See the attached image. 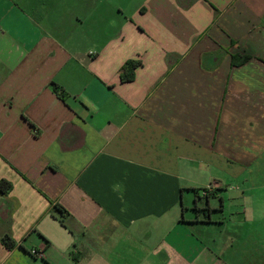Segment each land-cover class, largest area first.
Here are the masks:
<instances>
[{
  "label": "crops",
  "instance_id": "1",
  "mask_svg": "<svg viewBox=\"0 0 264 264\" xmlns=\"http://www.w3.org/2000/svg\"><path fill=\"white\" fill-rule=\"evenodd\" d=\"M1 180L0 264H264V0H0Z\"/></svg>",
  "mask_w": 264,
  "mask_h": 264
},
{
  "label": "trees",
  "instance_id": "2",
  "mask_svg": "<svg viewBox=\"0 0 264 264\" xmlns=\"http://www.w3.org/2000/svg\"><path fill=\"white\" fill-rule=\"evenodd\" d=\"M249 59V57L245 56V57H239L236 58L234 57L232 60V65L233 66H239L244 64L247 60ZM132 79V74L129 75L127 73H124L121 75V80L123 82L125 81H130ZM12 190V185L7 182L6 180H1L0 181V192L3 194H7ZM199 190H196V193H198ZM202 192L206 193V195L203 196V198L208 199L209 197H211L213 192H210L207 189H203ZM199 197H197L198 199ZM56 209L60 210V208L57 206ZM197 209V208H196ZM61 210L63 211V209L61 208ZM61 223L64 224V221L61 220ZM2 243L4 244V246L11 250L15 247V242L11 239V237L9 235H5L4 238L2 239Z\"/></svg>",
  "mask_w": 264,
  "mask_h": 264
},
{
  "label": "built area",
  "instance_id": "3",
  "mask_svg": "<svg viewBox=\"0 0 264 264\" xmlns=\"http://www.w3.org/2000/svg\"><path fill=\"white\" fill-rule=\"evenodd\" d=\"M206 189L209 191V193H210V192H213V187H211V186L208 187V188H206ZM203 194L206 195V193H204V192H203ZM204 195H203V196H204ZM31 255H32L33 257H35V258H42V257H43V253H42V252H39V251H37V250H35V249L31 251Z\"/></svg>",
  "mask_w": 264,
  "mask_h": 264
},
{
  "label": "rangeland",
  "instance_id": "4",
  "mask_svg": "<svg viewBox=\"0 0 264 264\" xmlns=\"http://www.w3.org/2000/svg\"><path fill=\"white\" fill-rule=\"evenodd\" d=\"M201 198H202V196H200ZM202 200V203L204 204V200L203 199H201ZM187 202V201H186ZM216 216V215H215Z\"/></svg>",
  "mask_w": 264,
  "mask_h": 264
}]
</instances>
